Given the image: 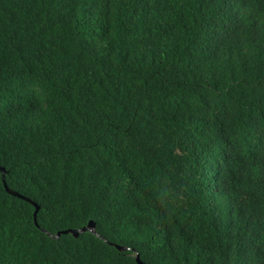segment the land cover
Segmentation results:
<instances>
[{
    "label": "trees",
    "instance_id": "1",
    "mask_svg": "<svg viewBox=\"0 0 264 264\" xmlns=\"http://www.w3.org/2000/svg\"><path fill=\"white\" fill-rule=\"evenodd\" d=\"M0 167V264H264V0H0Z\"/></svg>",
    "mask_w": 264,
    "mask_h": 264
},
{
    "label": "water",
    "instance_id": "2",
    "mask_svg": "<svg viewBox=\"0 0 264 264\" xmlns=\"http://www.w3.org/2000/svg\"><path fill=\"white\" fill-rule=\"evenodd\" d=\"M0 170L2 171V172H5L6 170H5V168H3V167H0ZM3 176H5V173L3 174ZM5 188H6V190L10 193V194H12V195H15V196H19V197H22V198H24V199H27V198H25V196H23V195H21V194H19L18 192H16V191H14V190H12V189H10L7 185H6V182H5ZM27 200H29V199H27ZM29 201H31V200H29ZM34 205H35V212H34V222H35V224L38 226V212H39V210H40V206L38 205V204H36L35 202H33V201H31ZM95 228H96V224H95V222L94 221H90L89 223H88V225L87 226H85V227H82V228H79V229H72V228H70V229H66V230H62V231H59L57 234H55V235H53V237L54 238H59L61 235H63V234H72V235H74L75 237H78L80 234H82V233H85V232H95L96 233V230H95ZM120 250H129L130 248H128V247H123V246H117ZM137 260H138V262L140 263V264H144V263H142L141 261H140V259H139V254H137Z\"/></svg>",
    "mask_w": 264,
    "mask_h": 264
}]
</instances>
